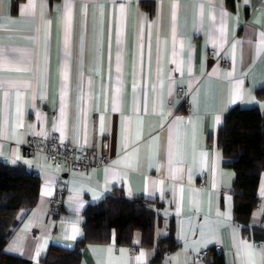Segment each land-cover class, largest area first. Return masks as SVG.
<instances>
[{"label": "crops", "instance_id": "crops-1", "mask_svg": "<svg viewBox=\"0 0 264 264\" xmlns=\"http://www.w3.org/2000/svg\"><path fill=\"white\" fill-rule=\"evenodd\" d=\"M65 4L0 0V158L39 177L36 202L4 251L42 264L49 244L74 246L88 202L122 192L160 203L152 245L138 229L128 244L112 233L86 242L79 264H212L215 247L223 264H262L264 167L242 227L233 219L234 171L215 133L233 105L264 114L255 95L264 86V0H75L70 30ZM238 85L243 95L229 103ZM51 133L95 154L105 138L109 159L75 172L23 151L29 135ZM169 223L178 245L148 263Z\"/></svg>", "mask_w": 264, "mask_h": 264}, {"label": "trees", "instance_id": "trees-1", "mask_svg": "<svg viewBox=\"0 0 264 264\" xmlns=\"http://www.w3.org/2000/svg\"><path fill=\"white\" fill-rule=\"evenodd\" d=\"M15 1L12 9H15ZM147 7V5H146ZM264 97V86L255 90ZM224 163L234 171L231 184L233 219L246 226L251 210L257 205L259 175L264 167V114L255 105H233L223 115L215 133ZM39 192V177L19 164L0 158V264H30V260L4 251L3 247L20 220L35 204ZM160 203L143 196L127 197L122 192L105 195L97 202H88L82 214L81 233L71 248L49 244L42 264H79L81 249L86 242H102L113 238L117 244L131 242L134 229L141 232V243L152 245L153 227L159 221ZM178 242L173 225L156 242V250L148 263L174 249ZM213 248L209 251H212ZM212 264H223L220 252Z\"/></svg>", "mask_w": 264, "mask_h": 264}, {"label": "built area", "instance_id": "built-area-1", "mask_svg": "<svg viewBox=\"0 0 264 264\" xmlns=\"http://www.w3.org/2000/svg\"><path fill=\"white\" fill-rule=\"evenodd\" d=\"M223 65H228L229 61L222 60ZM181 90V88H179ZM184 109H189V104L184 101ZM100 150L95 154L89 147L79 148L69 142L61 141L56 133L47 136L31 134L23 144V151L32 154L35 152L43 154L46 162L57 166L63 170L80 171L94 165L106 164L108 161L107 141L101 138L99 141ZM203 182L199 181L201 185ZM220 252L219 247L214 248ZM206 250H202L199 255L202 257Z\"/></svg>", "mask_w": 264, "mask_h": 264}, {"label": "snow or ice", "instance_id": "snow-or-ice-1", "mask_svg": "<svg viewBox=\"0 0 264 264\" xmlns=\"http://www.w3.org/2000/svg\"><path fill=\"white\" fill-rule=\"evenodd\" d=\"M74 2L75 0H66V4H65V19H66V27L67 29H71V25H72V19H73V6H74ZM120 9L123 10L124 5L120 4ZM102 8V6H101ZM83 11L85 14H87L88 12V5L85 3L83 4ZM222 15H225V13H222ZM262 36H264V34H262ZM69 39L66 36L65 39V70L63 73V78L65 81L69 80V66H70V62H71V53L68 50L69 49ZM11 52H15V50H10ZM7 59V54L3 51H0V60H6ZM243 95V92L241 90V88L239 87V85L237 86V89L234 93V97L230 98L229 103H233L236 100H239L241 98V96ZM116 110V109H114ZM171 113L169 112L168 115H170ZM160 116L162 119H167V116L164 113L163 107H161V111H160ZM180 118H176L175 122H179ZM12 163H17V159H14L12 161ZM45 195H50L51 193L45 191L44 193ZM134 243H138V241H134ZM246 248L251 249L252 246L251 245H245ZM109 251H111V249H109ZM127 250L125 249H121V252H126ZM37 255H39V252H37ZM147 254L143 251H141V253L139 254V256L136 258L138 261H142L144 259V257ZM261 257H262V264H264V249L261 250Z\"/></svg>", "mask_w": 264, "mask_h": 264}]
</instances>
